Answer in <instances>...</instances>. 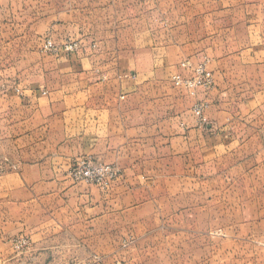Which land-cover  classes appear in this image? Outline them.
Listing matches in <instances>:
<instances>
[{
  "label": "crops",
  "instance_id": "0c3cea01",
  "mask_svg": "<svg viewBox=\"0 0 264 264\" xmlns=\"http://www.w3.org/2000/svg\"><path fill=\"white\" fill-rule=\"evenodd\" d=\"M169 4L38 0L32 36L0 37V264H24L7 243L16 236L29 238L32 264L62 254L64 264H143L135 257L155 240L185 238L190 212L215 223L233 221L234 202L264 210V55L250 51L249 31L229 52L231 37L201 32L184 10L172 21ZM68 43L77 49L65 52ZM184 61L212 73L194 99L171 82L188 76ZM82 157L120 177L106 187L69 180ZM190 196L192 211L180 205Z\"/></svg>",
  "mask_w": 264,
  "mask_h": 264
},
{
  "label": "rangeland",
  "instance_id": "374dc122",
  "mask_svg": "<svg viewBox=\"0 0 264 264\" xmlns=\"http://www.w3.org/2000/svg\"><path fill=\"white\" fill-rule=\"evenodd\" d=\"M37 1L0 0V19L2 17L6 19L4 26H0V37L11 39L19 35L27 39L32 36L31 21L34 19ZM169 1L171 8L165 13L169 19H173L172 21H176L184 13V18L188 21L195 17L196 26L198 28L200 25L201 32L219 30L225 33L224 35L232 38V42L228 43L229 48L226 49L229 52L240 50L242 39L244 40L249 31L250 51H258L264 55V0ZM6 5H9V13L1 12V8ZM183 10V13L180 12ZM23 18L24 26L21 24ZM18 24L19 27H17ZM226 29H228L227 32ZM218 44V40L212 43L214 51L222 48ZM204 63L206 65V61ZM205 90H200L198 93ZM206 108L207 106L204 109V117ZM196 202L198 203L199 199L190 196L186 197L185 202L181 201L180 205L191 206L192 211V205ZM220 202L218 201L216 205L218 216L224 211V205L221 206ZM199 215L200 222L192 220L191 212L186 216L184 239L180 236L177 238L176 231H172V235L168 238L155 240L152 252L139 254L135 260L140 259L143 264H264V210L262 207L252 204L243 206L234 202L233 221L230 222L223 221L221 216L215 223L206 221L205 217H208L209 213L205 211ZM182 242L184 245L181 244ZM7 243L14 254L20 252L26 254L23 256L25 257L24 264H32L30 261L32 252H28L29 238L26 236L10 237ZM48 257L49 255L45 256V261H48ZM52 259L56 262L55 264H64L65 261L63 254L53 255ZM99 259L97 256L90 257L92 264H98ZM18 264H21V261ZM136 264L141 263L137 261Z\"/></svg>",
  "mask_w": 264,
  "mask_h": 264
},
{
  "label": "built area",
  "instance_id": "2783aa9c",
  "mask_svg": "<svg viewBox=\"0 0 264 264\" xmlns=\"http://www.w3.org/2000/svg\"><path fill=\"white\" fill-rule=\"evenodd\" d=\"M48 50H55L52 43L47 42ZM77 49V44L68 43L63 46L65 52H73ZM180 69L188 73L183 76L177 73L172 76L171 81L175 87L183 89L185 94L194 99L200 90L208 89L212 85V73L208 71L205 63L190 64L188 61L179 64ZM206 104L196 102L192 106V113L199 125L206 124L204 109ZM68 178L73 182L87 183L99 187H106L110 183L118 180L120 170L110 164L101 163L90 157H82L72 163L68 172Z\"/></svg>",
  "mask_w": 264,
  "mask_h": 264
}]
</instances>
